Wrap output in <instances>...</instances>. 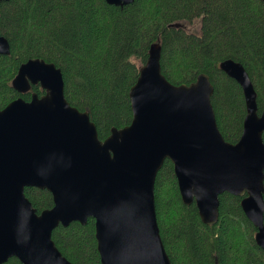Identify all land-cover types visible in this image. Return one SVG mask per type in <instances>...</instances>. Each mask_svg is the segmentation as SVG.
Instances as JSON below:
<instances>
[{
    "label": "water",
    "instance_id": "95a60500",
    "mask_svg": "<svg viewBox=\"0 0 264 264\" xmlns=\"http://www.w3.org/2000/svg\"><path fill=\"white\" fill-rule=\"evenodd\" d=\"M8 0H0L7 2ZM264 2V0H261ZM123 7L133 0H105ZM0 36V55H9ZM160 48L153 45L129 90L132 119L98 137L87 112L64 96L62 73L52 63L30 59L11 85L26 93L0 110V264H71L57 249L58 226L95 221L101 264H172L156 219L154 184L165 160L173 165L181 201L195 203L201 222L219 219V196L240 197V208L264 251V111L256 114L255 93L241 64L220 69L240 87L245 116L235 144L218 130L206 75L173 85L161 73ZM25 188L48 191L53 206L37 214Z\"/></svg>",
    "mask_w": 264,
    "mask_h": 264
},
{
    "label": "trees",
    "instance_id": "16d2710c",
    "mask_svg": "<svg viewBox=\"0 0 264 264\" xmlns=\"http://www.w3.org/2000/svg\"><path fill=\"white\" fill-rule=\"evenodd\" d=\"M195 22L198 30L189 31L186 25ZM0 36L10 47L9 55H0V110L18 97L29 101L33 93H45L34 85L21 94L11 85L21 64L43 60L61 71L67 102L88 113L100 140L130 124L129 90L153 45L160 48L161 73L171 84L190 85L208 76L226 142L238 140L245 106L240 87L220 69L223 61L241 64L255 93L256 114L264 111L261 0H133L122 8L105 0H8L0 4ZM261 139L264 144V133ZM24 195L37 214L53 206L46 190L25 188ZM240 200L221 194L218 222L203 224L195 203H182L173 165L165 160L155 178L154 201L171 263L264 264ZM52 240L71 264H101L92 218L84 226H58ZM4 264L20 262L10 258Z\"/></svg>",
    "mask_w": 264,
    "mask_h": 264
},
{
    "label": "rangeland",
    "instance_id": "374dc122",
    "mask_svg": "<svg viewBox=\"0 0 264 264\" xmlns=\"http://www.w3.org/2000/svg\"><path fill=\"white\" fill-rule=\"evenodd\" d=\"M198 27H199V24L198 22H195L193 24H189V25H186V28L191 31V32H195L196 30H198Z\"/></svg>",
    "mask_w": 264,
    "mask_h": 264
}]
</instances>
